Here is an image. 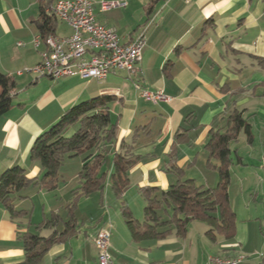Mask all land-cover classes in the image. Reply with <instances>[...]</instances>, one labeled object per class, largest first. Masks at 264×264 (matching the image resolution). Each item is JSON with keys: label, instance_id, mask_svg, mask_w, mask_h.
I'll return each mask as SVG.
<instances>
[{"label": "crops", "instance_id": "1", "mask_svg": "<svg viewBox=\"0 0 264 264\" xmlns=\"http://www.w3.org/2000/svg\"><path fill=\"white\" fill-rule=\"evenodd\" d=\"M93 1L97 21L114 29L121 42L144 34L141 59L133 75L123 70L111 71L104 79L16 75V71L39 61L43 47L36 48L31 41L37 34L33 21L39 17L42 0H0V70L15 81L13 105L0 117V174L20 165L29 177L40 176L43 170L39 163L28 157L36 137L66 109L97 96L110 98L109 113L117 126L110 150L126 146L140 156L121 193L112 190L107 177L102 195L95 191L78 198L73 209L74 228L52 244L38 264H97L94 236L107 222L111 224L108 250L115 264H206L208 256L216 254L241 256L239 264H264V253L257 254L243 244L236 229L231 239L217 234L211 240L206 224H195L194 220L182 237L173 231L161 239L135 242L122 215V208L127 207L137 219L132 206L139 200L138 214L143 219L146 201L141 189H167L177 180L169 171L171 166L181 168L183 178L214 187L218 174L206 165L204 144L210 130L221 127L224 117L234 109L244 110L251 125L253 139L251 143L246 139L248 153L264 157V96L257 94L258 84L264 81V62L259 59L264 58V0H116L123 5L107 11H100L99 0ZM66 28L64 34L70 33ZM141 89L162 90L169 100L151 103L141 97ZM240 156L242 161L233 164L230 171L235 165H247ZM112 158V153L107 154L103 165L109 174ZM262 171L256 176L260 184L253 185L263 188L264 193V165ZM79 185L80 181L60 206H56L60 203L57 194L53 200L49 194L59 191L58 187L25 188L26 192L21 191L25 198L15 205L33 204L30 209L22 208L30 212L26 221H20L23 216L11 219L0 205V264L24 259L19 240L24 231L34 229L41 236L54 230L62 232L69 219L73 190ZM94 195L97 202L90 198ZM257 197L256 191L253 200ZM89 201L93 213L89 219L80 218L81 205L87 206ZM51 212L61 221L36 230Z\"/></svg>", "mask_w": 264, "mask_h": 264}, {"label": "trees", "instance_id": "2", "mask_svg": "<svg viewBox=\"0 0 264 264\" xmlns=\"http://www.w3.org/2000/svg\"><path fill=\"white\" fill-rule=\"evenodd\" d=\"M52 0H42L40 14L33 23L37 33L42 36L56 35L58 20L47 12ZM264 62V58H259ZM258 95L264 96V81L258 84ZM15 81L12 76L0 70V117L13 105ZM108 96H97L82 101L64 111L58 121L42 132L34 140L29 160L37 161L43 173L29 177L26 170L15 165L0 174V205L11 219L28 215L30 212L16 208V201L25 198L21 193L29 186L55 190L58 187L59 167L66 157L81 155V168L78 172L80 185L73 190V199L68 206L69 219L64 223V230H54L47 236L38 232L24 231L20 236L24 259L14 264H38L48 248L59 241L74 228L73 209L79 197L88 196L98 191L103 193L107 177L115 193H121L128 185V173L139 161L140 156L133 154L128 147L111 151L117 138V126L111 120ZM243 132L251 143L253 134L251 125L244 116V110L234 109L224 117L221 127L211 129L204 144L208 152L206 165L218 174L214 187L198 185L192 178H183L181 168L171 166L169 171L177 180L165 190L156 187L141 189L146 201L143 219H134L127 207L122 208L125 224L135 242L157 240L173 231L179 237L185 235L191 221H200L208 226L206 234L215 240L217 234L226 239L234 236L236 215L230 206L228 185L230 167L240 163L242 158L237 150L232 151L230 143ZM122 145V144H121ZM112 153V171L103 170L107 154ZM61 217L55 212L45 216L38 224L40 228L54 227Z\"/></svg>", "mask_w": 264, "mask_h": 264}, {"label": "built area", "instance_id": "3", "mask_svg": "<svg viewBox=\"0 0 264 264\" xmlns=\"http://www.w3.org/2000/svg\"><path fill=\"white\" fill-rule=\"evenodd\" d=\"M100 11L117 8L123 3L116 0H99ZM93 0H56L47 9L58 21L69 27L64 35L37 33L32 44L38 48L39 61L16 71V75L29 74L35 78L59 79L79 76L83 79H104L111 71L123 70L129 75L136 72L144 45L140 33L123 43L117 32L97 21ZM21 45V43H18ZM141 97L151 103L167 102L169 96L162 90H140ZM111 224L98 230L94 236L97 264H115L109 250ZM242 259L228 260V255H210L206 264H239Z\"/></svg>", "mask_w": 264, "mask_h": 264}, {"label": "rangeland", "instance_id": "4", "mask_svg": "<svg viewBox=\"0 0 264 264\" xmlns=\"http://www.w3.org/2000/svg\"><path fill=\"white\" fill-rule=\"evenodd\" d=\"M67 31L68 30L66 26L58 21L57 34L62 35ZM259 130H262V126H259ZM254 133L257 138L255 129ZM230 148L232 149V151L237 150L238 155H242L244 161L247 163V165L243 166L235 165L234 169L232 168L230 171L228 193L230 197V206L236 214L235 229L237 230V237H239L243 244L245 243V245H247L249 249L253 248L254 250H256L257 254H261L264 253V193L263 188H255L253 184L255 183L257 184V186L258 184H260L259 181L257 183L256 176L257 174L259 176L262 175L264 157L257 158L255 156H251L248 153L246 137L243 132L239 133L236 140L231 141ZM81 158V155L66 157L59 167L57 174V177L59 179V191L56 190L49 192L52 200L53 198H55L53 197V195L57 194V200H60V203L56 204V206H60V204L64 203L66 199L70 197V190L78 184V172L81 168ZM206 174L210 173L207 172ZM256 191L258 197L254 201L253 194H256ZM23 192L26 191L24 190L22 191V193ZM90 198H94V200L97 202V195H94V197ZM140 200L144 203L142 197H140ZM38 201H40L39 198ZM138 203L139 200L137 201V203H133L132 207L135 215L138 217L137 219L141 220L142 216L138 214L139 211H141V205H139ZM34 204H36V201ZM88 204L87 206H85L84 204L81 205L78 212L80 218L85 216L89 219V217L93 213V206H91V201H89ZM32 206L33 204H31V202H25L22 206H17L16 208L30 209V207ZM60 213L63 214V212ZM19 219L20 221H26L27 217L23 216V219ZM198 222L199 221H197V223L195 224H201ZM202 224L205 223L202 222ZM31 231L36 232L34 229H31Z\"/></svg>", "mask_w": 264, "mask_h": 264}, {"label": "bare ground", "instance_id": "5", "mask_svg": "<svg viewBox=\"0 0 264 264\" xmlns=\"http://www.w3.org/2000/svg\"><path fill=\"white\" fill-rule=\"evenodd\" d=\"M101 230V229H99ZM235 259H242L241 256H233V257H228V260H235Z\"/></svg>", "mask_w": 264, "mask_h": 264}]
</instances>
